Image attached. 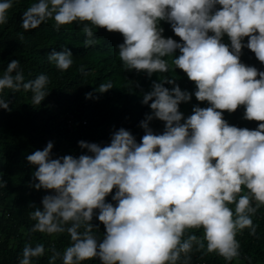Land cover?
<instances>
[{"label": "clouds", "instance_id": "obj_1", "mask_svg": "<svg viewBox=\"0 0 264 264\" xmlns=\"http://www.w3.org/2000/svg\"><path fill=\"white\" fill-rule=\"evenodd\" d=\"M12 6L13 0H0V25L7 23ZM50 19L56 31L83 25L86 48L95 44L93 27L120 33L125 70L148 77L167 73L165 57H174L175 68L195 83L196 99L210 106H195L185 118L179 105L192 94L174 79L154 81L142 100L145 105L151 101L152 111L140 123L145 133L140 143L120 128L106 146L79 141L87 150L79 157L53 158L52 142L28 155L36 167L29 186L52 193L42 198V208L29 205L35 221L31 231L67 233L71 241L63 253L48 249V264L97 259L100 264H190L193 248L204 249L205 241L208 253L229 264L239 258L236 236L244 229L256 235L252 216L264 207V71L240 59L246 47L264 64V0H39L24 11L21 26L30 31ZM161 21L170 24L180 42L163 36ZM225 35L230 44L223 42ZM72 57L64 47L53 50L48 60L66 71ZM49 83L44 74L25 81L15 59L0 76V93L30 91L32 105L39 106ZM113 87L100 84L98 91ZM92 97L86 93V99ZM10 103L0 98V109L11 112ZM240 106L243 119L258 122L254 130L224 119V112ZM153 119L164 122L162 134L150 127ZM6 186L0 176V188ZM109 195L115 204L107 202ZM94 217L104 226L102 239L93 234L98 229ZM191 229H203V238L190 234ZM45 252L43 244L26 243L19 264H33Z\"/></svg>", "mask_w": 264, "mask_h": 264}, {"label": "trees", "instance_id": "obj_2", "mask_svg": "<svg viewBox=\"0 0 264 264\" xmlns=\"http://www.w3.org/2000/svg\"><path fill=\"white\" fill-rule=\"evenodd\" d=\"M38 2L13 0L7 23L0 25V76L12 60L18 59L25 81L41 74L50 78L46 88L49 94L39 106L32 105L30 91L12 93L5 89L0 93V98L11 102L9 107L12 109L11 112L0 109V176L7 181L6 188H0V264H19L23 248L29 242L33 247L43 244L46 249L45 255L34 258L33 264H48L51 255L48 249L55 247L63 253L71 242L67 233L48 236L31 231L35 221L30 218L34 209L29 205L42 208V198L52 193L29 186L36 167L27 161L28 155L43 150L48 142H52L53 158L64 155L79 157L87 153L86 149L79 147V141L106 146L112 133L120 128L129 130L140 143L145 134L140 123L152 111L149 106L151 101L145 105L142 100L144 94L152 90L154 81L174 79L182 91L192 94L189 102L179 105V111L185 118L193 114L195 106H210L208 102L196 99L195 83L181 69L175 68L172 63L174 57H165L170 66L167 73L157 72L148 77L144 71L125 70L118 51V45L123 43L124 38L118 32L93 27L95 44L86 48L84 41L88 37L82 31L83 25L76 23L56 31L54 21L50 19L37 29L25 31L21 26L23 13ZM160 26L164 29L165 38L171 37L180 42L169 23L161 21ZM223 42L230 44L226 35ZM244 43H247V38ZM64 47L71 50L73 64L68 70L61 71L48 60V55L53 50L62 51ZM179 54V50H176L174 56ZM240 59L245 65L264 71V64L250 49L243 48ZM109 82L114 87L100 93L99 85ZM173 86L164 84L169 89ZM89 92L93 93V97L86 99ZM244 112L245 108L240 106L234 113L224 112L223 116L230 125L254 130L258 122L243 119ZM70 117L71 123L68 124ZM150 127L154 133L162 134L164 122L153 119ZM106 200L116 203L111 200V195ZM230 207L234 210L235 205ZM252 220L257 226L256 235H250V230L244 229L236 236L241 255L230 264L264 262V207L252 216ZM92 223L98 225V229H93V234L102 239L105 232L103 224L96 217ZM189 233L201 239L204 235L203 229H191ZM204 243L205 247L200 251L193 248L190 264H229L216 253H208L206 241ZM56 264L62 262L58 260ZM84 264H100V261H86Z\"/></svg>", "mask_w": 264, "mask_h": 264}, {"label": "built area", "instance_id": "obj_3", "mask_svg": "<svg viewBox=\"0 0 264 264\" xmlns=\"http://www.w3.org/2000/svg\"><path fill=\"white\" fill-rule=\"evenodd\" d=\"M71 119H72V118L70 117L69 120L67 121L68 124L71 123ZM262 264H264V262H263Z\"/></svg>", "mask_w": 264, "mask_h": 264}]
</instances>
